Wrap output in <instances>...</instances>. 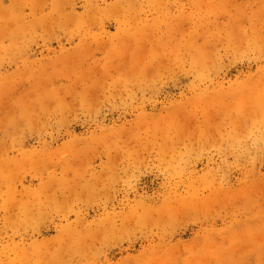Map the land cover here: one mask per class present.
<instances>
[{"label":"rangeland","instance_id":"1","mask_svg":"<svg viewBox=\"0 0 264 264\" xmlns=\"http://www.w3.org/2000/svg\"><path fill=\"white\" fill-rule=\"evenodd\" d=\"M0 264H264V0H0Z\"/></svg>","mask_w":264,"mask_h":264}]
</instances>
